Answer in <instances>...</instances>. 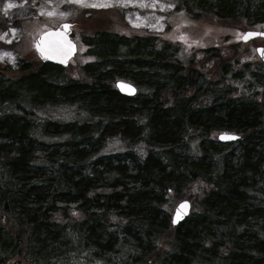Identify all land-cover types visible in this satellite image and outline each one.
<instances>
[{
	"label": "trees",
	"instance_id": "trees-1",
	"mask_svg": "<svg viewBox=\"0 0 264 264\" xmlns=\"http://www.w3.org/2000/svg\"><path fill=\"white\" fill-rule=\"evenodd\" d=\"M182 6L186 22L264 31V0ZM239 30L190 50L169 37L93 32L87 82L50 63L0 74V264H264V65L243 57ZM118 79L137 93L120 94ZM59 101L76 108L73 121L36 116ZM220 132L239 138L222 143ZM114 135L123 150L84 151ZM181 199L191 213L173 226Z\"/></svg>",
	"mask_w": 264,
	"mask_h": 264
},
{
	"label": "rangeland",
	"instance_id": "rangeland-1",
	"mask_svg": "<svg viewBox=\"0 0 264 264\" xmlns=\"http://www.w3.org/2000/svg\"><path fill=\"white\" fill-rule=\"evenodd\" d=\"M182 3L183 0H0V74L14 80L34 72L40 64H48L42 63L37 57L33 42L42 31L56 28L63 22L71 23V38L76 42L77 52L69 65L62 68V74L65 80L74 79L79 83L87 82L86 73L83 70L85 63L95 60L88 41V36L93 32L122 31L128 35L136 32L156 37L158 40L169 37L188 43L186 46L192 47L187 48L190 50L193 47H209L214 42L222 45L221 36L228 32L233 36L238 29H257L244 27L237 21L229 20L220 22L209 19L206 22H200V19H194L186 22ZM215 35L219 37V40H214ZM257 46H264V38L257 37L244 43L243 57L250 58L254 55V59H258L255 52ZM43 106L35 109L36 116L40 115L57 123L73 121L76 118L74 115L77 113L76 108L64 101L51 102L50 106L46 105L45 108ZM56 134H58L56 139H59L63 137L59 135L66 133L64 131ZM50 135L52 134H48ZM107 136L109 135L104 137ZM56 139L52 141H57ZM102 140L92 148L90 143L85 141L84 151L87 154L109 153L118 152L124 148L115 135L104 144ZM185 151L189 152V149L186 148ZM237 151L238 147H234L233 152ZM111 157L114 159L112 161L114 164L123 159V155H112L106 158ZM76 158L79 159V156ZM130 162L128 160L127 165ZM92 165L90 163L86 166V173ZM4 264L28 263L17 256Z\"/></svg>",
	"mask_w": 264,
	"mask_h": 264
},
{
	"label": "water",
	"instance_id": "water-1",
	"mask_svg": "<svg viewBox=\"0 0 264 264\" xmlns=\"http://www.w3.org/2000/svg\"><path fill=\"white\" fill-rule=\"evenodd\" d=\"M70 34L71 24L69 22H63L56 28H49L42 31L33 43L35 53L40 61L60 67L67 66L69 60L75 55L77 50L76 43L71 39ZM257 37L264 38V31L246 29L237 33V40L242 43H246ZM255 52L264 64V46H257ZM115 88L120 94L125 96L131 97L137 93V89L133 84L123 80H117L115 82ZM222 134H224L223 138ZM238 138L237 134L229 132H220L217 135L218 141L222 143H233ZM190 210L191 204L188 200L179 201L171 213V224L177 226L189 216ZM174 220L175 223H173Z\"/></svg>",
	"mask_w": 264,
	"mask_h": 264
},
{
	"label": "snow or ice",
	"instance_id": "snow-or-ice-1",
	"mask_svg": "<svg viewBox=\"0 0 264 264\" xmlns=\"http://www.w3.org/2000/svg\"><path fill=\"white\" fill-rule=\"evenodd\" d=\"M97 6H99V5H97ZM66 27H67V26H66ZM37 47H39V45H37ZM42 54H43V52H42ZM223 135H224V134H222V138H223ZM173 223H175V220L173 221Z\"/></svg>",
	"mask_w": 264,
	"mask_h": 264
}]
</instances>
